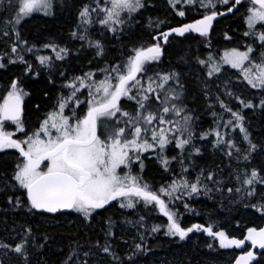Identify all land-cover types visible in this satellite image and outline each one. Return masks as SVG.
<instances>
[{"label": "snow or ice", "instance_id": "obj_1", "mask_svg": "<svg viewBox=\"0 0 264 264\" xmlns=\"http://www.w3.org/2000/svg\"><path fill=\"white\" fill-rule=\"evenodd\" d=\"M3 2L0 0V5ZM168 4L182 18L186 16V10L203 9V12L191 21L151 35V42L134 46L120 62L105 63L98 69L102 78H97L96 71H89L66 79L61 86L66 91H61L55 106L29 132L24 116L25 100L31 93L26 89L25 80L38 77L40 71L26 56H35L41 68L51 70L56 67L55 61H63L71 54V49L44 43V49L51 48L56 54L55 57L41 55L40 48L34 43L29 44L20 30L23 22L35 14L54 15L56 0H16L14 4L8 0V10L12 15L0 32L11 43L10 51L0 53V69L7 68L9 64L24 66L23 77L13 78L0 96V152L15 149L19 154L11 178L5 177L0 183V191L12 193L7 197V203L14 210L24 209L32 216L39 215L45 219H54L56 214L76 213L91 226L114 201L121 209H135L142 205L158 210L166 217V223L151 227L153 233L163 228L165 235L183 241L193 231H203L213 240H218L221 249L244 246L243 239L230 238L224 230L214 231L212 224L182 226L178 208L173 210L170 206L183 201L184 197L191 199L201 193L207 195L212 189L206 181L215 184L218 192H222L223 187L222 181L216 179L212 171L200 169L192 178L190 168L194 166V157L201 155V149L194 143L197 133L193 116L185 103V85L178 71H164L159 66L164 55L163 45L170 42L172 34L202 38L200 42L211 48L214 22L228 14L235 15L243 6L246 8L243 37L247 38L243 49L235 46L226 48L219 57L210 51L206 59L197 58V63L206 69L208 80L223 73L225 66L235 69L247 85L264 97V0H168ZM147 7V0H90L81 6L78 24L71 37L87 42L90 48L95 49L94 58L102 59L104 44L91 38V29L98 24L102 31L118 38L120 33L139 22L138 17ZM155 23L159 26L165 21ZM153 24L149 18L148 27H153ZM223 35L226 40L233 39L227 32ZM204 94L211 96L207 82ZM227 94L234 95L230 91ZM235 98L243 108L254 107L251 101L239 96ZM214 99L225 112L230 113V118L221 125V115L217 127L200 133L198 138L203 140L214 134L213 146L230 160L234 158L237 164L242 160L250 161L257 145L250 139L244 115L218 96ZM127 102H132V110L125 107ZM260 106L264 108V98L260 100ZM35 107L38 109L39 105ZM213 115L217 114L214 112ZM9 124L23 136L13 138L15 133L6 130ZM221 126L230 127L233 132L238 128L242 134L241 142H247L248 147L242 148L234 137L222 134L219 131ZM170 146L178 150L175 155L168 154ZM144 153L154 154L165 172L175 174L173 164H179L180 173L175 174L167 186L154 188L142 175ZM137 164L139 172L134 169ZM262 172L264 170L256 168L250 171L246 167L235 169L230 173L235 186L228 187L227 192L242 194V198L249 201L258 192L264 195V188L257 187L264 186ZM257 204L258 211L264 213V199L245 204V207L256 208ZM183 206L185 209L190 207L186 202ZM144 219L141 216L136 223L143 227ZM126 223L133 222L129 220ZM115 227L111 217L105 218L100 228L103 242L100 237L91 242L88 250L83 252V259L79 252L83 245L77 242V247L70 250L63 264H89L88 258L94 255L93 248L111 256L114 264H126L125 259L114 251ZM48 239L45 234L44 243ZM245 239L251 242L252 247L264 249V228H248ZM140 240H144L142 235ZM10 241L0 239V250L5 256L14 253L21 264H32L33 252L44 247L30 224H21L19 230L13 228ZM134 247L141 250L142 244L135 243ZM208 247L212 248L213 244H208ZM255 259L253 251H245L235 259V264H252ZM127 261L135 264L132 256H128Z\"/></svg>", "mask_w": 264, "mask_h": 264}, {"label": "trees", "instance_id": "obj_2", "mask_svg": "<svg viewBox=\"0 0 264 264\" xmlns=\"http://www.w3.org/2000/svg\"><path fill=\"white\" fill-rule=\"evenodd\" d=\"M87 2H90V0H83V4ZM147 3L148 7L142 10L143 15L138 17L139 22L120 33L118 38L110 32L102 31L98 24L91 29V38L100 40L104 44L105 55L102 59L94 58L95 49L90 48L87 42H81L71 37V33L76 30L78 24V12L83 5L81 0H56L54 15L42 16L36 14L23 22L20 29L22 35L29 41V44L34 43L40 48L41 55L55 57L56 54L51 48L44 49L42 47L44 43H53L71 49V54L63 61H55L56 67L51 70L41 68L39 62L35 60V56H32V58L26 56L40 71L38 77L33 76L25 80L26 89L31 93L25 100L24 116L29 132L35 129L45 113L55 106L57 97L63 90L61 86L66 79L70 80L89 71H96L97 78H102V73L98 69L103 68L105 63L120 62L134 46L151 42V35H158L160 31H166L171 27L179 26L183 22L191 21L197 14L203 12L202 9L196 11L186 10V16L182 18L169 6L168 0H147ZM220 10H224V7L221 6ZM8 12V0H4L3 4L0 5V23L5 20L8 21L10 16H6ZM245 13L246 8L242 6L235 15H230L216 23L211 34V48L200 42L202 38L193 35L172 37L164 47L162 64L159 66L164 71L174 69L181 74V80L186 89L185 103L193 116V124L197 133V139L194 141L196 146L204 140H207L213 146L214 134L203 140L198 138L199 134L215 129L217 120L221 115L223 116V120L220 121L221 125L230 118V113L225 112L214 99L216 96L233 110L240 111L245 117L244 124L248 129L250 139L257 145L250 161L245 162L242 160L241 163L237 164L234 158L230 160L223 152L219 155H210L201 150V155L194 157V166L190 168L192 178H195L200 169L212 171L215 173L216 179L222 181L223 191L218 192L215 184L206 181L209 188L212 189L207 195L201 193L191 199L184 197L183 201H176L174 206L170 205L173 210L178 208L179 220L182 226L190 227L194 223L205 226L212 224L214 231L224 230L230 238L236 239H244L248 228L260 229L264 225V213L258 211L259 204L256 208L245 207V204L256 203L264 199V195L258 192V195L249 201L243 199L242 194H229L227 192L228 187L235 186L234 179L230 177V173L235 169L246 167L249 171L252 168H256L258 171L264 170V108L260 106V100L264 97L261 96L258 90L247 85L238 72L228 67H225L224 74L229 81L223 84L224 86H220V88H225L224 92H221L219 83L216 79L214 80V77L211 80L207 79L206 69L197 63V58L206 59L210 51L219 57L224 49L234 46L243 49L244 44L247 42V38L243 37V32L246 30L243 22ZM149 18L154 22L153 27H148ZM157 21H165V23L156 26L155 22ZM225 32L233 37L231 41L224 38L223 34ZM0 43L8 44L11 41L7 37H2ZM6 51H10V48L5 51L1 50V53ZM23 68L24 66L20 64H9L7 68L0 69V91L13 78L23 77ZM218 80L223 81V79ZM202 82L209 84L208 91L211 96H205L201 91L200 85ZM228 91L234 95H228ZM236 96L251 101L254 107L243 108L239 100L235 98ZM37 104L39 105L38 109L35 107ZM131 104L132 102H127L125 107L132 110ZM209 104L212 107H209ZM214 112L217 115H213ZM6 130L17 133L14 138L23 136L22 133L15 131L14 126H7ZM219 131L222 134L226 133L228 136L234 137L238 143H241L242 148L248 147L247 142H241L242 134L238 128L233 132L230 127L221 126ZM175 151L178 150L175 149ZM18 156L19 154L15 149L0 152V183L3 182L5 177L11 178ZM188 163L186 161V164ZM144 164L145 167L142 173L144 180L157 189L161 185L167 186L170 184L171 180L175 178V174H179L181 171L180 165H178L174 167L175 174L165 172L155 155L150 153L146 155ZM149 178H152L151 182ZM257 187L258 189L264 188V186ZM9 195H12L10 191H0V239L2 238V230L12 231L13 228L19 230L21 224H30L37 240L41 243H44L43 237L45 234L49 237L47 242L44 243L43 249L33 252L32 264H63L70 250L77 247V242L83 245L79 249L81 259H83V252L88 250L91 242H94L98 237L103 242L100 228L107 217H111L116 224L113 229L116 233L114 251L125 259L126 264H129L127 261L128 256H132L135 264H150L154 257H164L163 262H166V264L168 261L174 264H210L215 258L223 257L226 253L225 249L219 247L218 240H213L203 231H193L183 241L179 240L178 237L165 235L163 228L157 233L151 232L153 225L166 223V217H163L158 210L145 208L142 205H137L135 209H121L118 203L114 201L108 207V210L103 212L102 216L97 217L92 222L91 226L82 221L76 213L56 214L54 219L58 220L59 223L50 227L42 223L44 217L32 216L24 209L14 210L7 203ZM164 198L167 200V197ZM185 202L190 206L188 209L183 206ZM141 216L145 218L142 222L143 227L136 223ZM129 220L133 223H126ZM69 222H72V224L69 225ZM141 235L144 237L143 241L140 240ZM124 241H127V243H124ZM135 243H141L142 249L136 250ZM208 244H213V247L209 248ZM249 249L248 246L229 248L228 251L234 255L231 261L225 264H232L237 257ZM92 252L95 254L94 256H100L104 260L102 261L104 264H114L113 258L99 249L93 248ZM15 256L14 253L5 256L3 250H0V263L3 262V259L8 258L15 261L16 264H21L18 257L16 260L13 259ZM88 259L89 264H92V256ZM5 264H7L6 261ZM256 264H264V253L260 255Z\"/></svg>", "mask_w": 264, "mask_h": 264}, {"label": "rangeland", "instance_id": "obj_3", "mask_svg": "<svg viewBox=\"0 0 264 264\" xmlns=\"http://www.w3.org/2000/svg\"><path fill=\"white\" fill-rule=\"evenodd\" d=\"M16 2V0H12V3L14 4ZM81 3L83 4V0H81ZM179 7V6H178ZM9 11V10H8ZM8 15H12V13H10V12H8V13H6V16H8ZM36 15V14H35ZM37 15H42V14H37ZM42 16H44V15H42ZM8 21H2L1 23H0V29H2L3 28V26L7 23ZM3 36H2V32H0V39L2 38ZM5 39V38H4ZM6 40V39H5ZM9 44L10 43H8V44H3V43H0V53H1V50H3V51H5L6 49L8 50L10 47H9ZM6 45V46H5ZM40 54H41V52H40ZM223 54V53H222ZM28 56L29 57H31L32 58V56L33 55H31V54H28ZM225 67H228V66H225ZM233 71H235V72H237L235 69H232ZM213 78V77H212ZM211 78V79H212ZM210 79V80H211ZM217 80L218 81V83H219V88H220V86L221 85H223V84H225L226 82H228L229 81V79H227L226 77H225V74H224V72L223 73H221V74H219L218 76H214V80ZM218 79H223V81L221 82V81H219ZM200 81V80H199ZM246 82V81H245ZM204 86H205V82L203 83H201V85H200V87H201V91L204 93ZM224 86V85H223ZM6 87L7 86H5V87H2V89H1V91H0V95L2 96L3 95V93L5 92V90H6ZM208 89H209V84H208ZM224 90H225V88H220V91L221 92H224ZM197 147H199L202 151H204L206 154H210V155H219V154H221L222 153V151H220L218 148H215L214 146H211V143H209V142H207V140H204V141H200L199 143H198V145H197ZM177 152L175 151V149H174V147H171L170 146V148H169V155H175ZM145 154V153H144ZM148 154V153H147ZM146 154V155H147ZM146 155L144 156V157H146ZM188 162V161H187ZM179 164H176L175 162H174V164H173V166L174 167H177ZM134 169H135V171H137V172H139V170H138V164L137 165H134ZM162 175V174H161ZM150 177V176H149ZM161 176L159 175V178H160ZM158 178V179H159ZM149 180H150V182H151V180H152V178H149ZM148 183V182H147ZM244 203V202H243ZM45 222V223H44ZM44 225H47V226H50V227H52V226H55V225H57L58 223H59V221L58 220H55V219H44V221L42 222ZM72 224V222H69V225H71ZM12 235V231H5V230H2V238L1 239H3V240H5L6 242H12V241H10V236ZM226 251V253H224V255H223V257H218V258H215L213 261H211L210 262V264H225V263H227L228 261L230 262L231 261V259H232V256L234 255L233 253H231L230 251H228V249H225ZM95 255V254H94ZM94 255H92V264H104V262H102V261H104V260H102V258L100 257V256H94ZM100 258V259H99ZM14 260H16L17 259V256H15V258H13ZM5 261H6V263L7 264H16L15 263V261H12V260H10V259H8V258H5V259H3V262L1 263V264H5ZM164 261V257L163 258H161V257H154V258H152V260L150 261V264H166V262H163ZM235 261V260H234ZM233 261V262H234ZM102 262V263H101ZM152 262V263H151ZM168 263L169 264H174V263H172L171 261H168ZM167 263V264H168ZM107 264H111V263H107ZM201 264H205V263H201ZM231 264V263H230Z\"/></svg>", "mask_w": 264, "mask_h": 264}, {"label": "water", "instance_id": "obj_4", "mask_svg": "<svg viewBox=\"0 0 264 264\" xmlns=\"http://www.w3.org/2000/svg\"><path fill=\"white\" fill-rule=\"evenodd\" d=\"M230 15H232V14H228V16H230ZM228 16H227V17H228ZM221 19H223V18H218V21H220ZM216 23H217V22H214V27H215ZM166 31H168V29H167ZM174 36H176V35H175V34H172V35L169 37V41H170V40L172 39V37H174ZM186 36H188V35H186ZM167 44H168V43H167ZM167 44H164L163 47H165ZM262 228H264V225H263ZM258 230H259V229H258ZM246 235H247V233L245 234L244 239H243V240L245 241L244 246H246V245L249 246V247H250V250H249V251H253V252L255 253L256 259L252 261V264H256V263L259 261V256H260L262 253H264V249H259L258 247H255V248L252 247L251 242L245 239V238H246ZM244 246H243V247H244ZM233 264H235V261L233 262Z\"/></svg>", "mask_w": 264, "mask_h": 264}, {"label": "flooded vegetation", "instance_id": "obj_5", "mask_svg": "<svg viewBox=\"0 0 264 264\" xmlns=\"http://www.w3.org/2000/svg\"><path fill=\"white\" fill-rule=\"evenodd\" d=\"M8 126L11 127L12 125L9 124ZM15 134H16V133H15ZM14 136H15V135H14Z\"/></svg>", "mask_w": 264, "mask_h": 264}, {"label": "bare ground", "instance_id": "obj_6", "mask_svg": "<svg viewBox=\"0 0 264 264\" xmlns=\"http://www.w3.org/2000/svg\"><path fill=\"white\" fill-rule=\"evenodd\" d=\"M260 257V256H259Z\"/></svg>", "mask_w": 264, "mask_h": 264}]
</instances>
